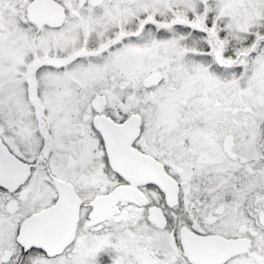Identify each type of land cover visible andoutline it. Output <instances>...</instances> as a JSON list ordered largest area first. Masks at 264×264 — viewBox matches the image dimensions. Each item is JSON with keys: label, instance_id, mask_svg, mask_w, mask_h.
<instances>
[{"label": "snow or ice", "instance_id": "6c2138e0", "mask_svg": "<svg viewBox=\"0 0 264 264\" xmlns=\"http://www.w3.org/2000/svg\"><path fill=\"white\" fill-rule=\"evenodd\" d=\"M0 264H264V0H0Z\"/></svg>", "mask_w": 264, "mask_h": 264}]
</instances>
